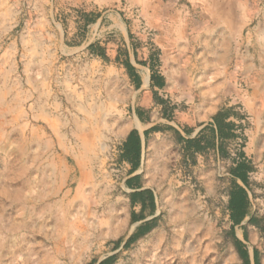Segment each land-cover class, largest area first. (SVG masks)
<instances>
[{
	"label": "rangeland",
	"instance_id": "374dc122",
	"mask_svg": "<svg viewBox=\"0 0 264 264\" xmlns=\"http://www.w3.org/2000/svg\"><path fill=\"white\" fill-rule=\"evenodd\" d=\"M177 2L190 30L174 38L189 50L172 49L167 30H135L125 2L0 0V264H245L241 249L264 264V0ZM204 41L219 44L211 65ZM229 109L237 137L223 152L186 151ZM136 120L155 193L131 188L140 166L122 158ZM240 152L249 216L233 230ZM144 191L155 210L147 202L134 220L131 195Z\"/></svg>",
	"mask_w": 264,
	"mask_h": 264
},
{
	"label": "trees",
	"instance_id": "16d2710c",
	"mask_svg": "<svg viewBox=\"0 0 264 264\" xmlns=\"http://www.w3.org/2000/svg\"><path fill=\"white\" fill-rule=\"evenodd\" d=\"M152 83L155 84V77H151ZM162 81V78H159L158 83ZM156 83L155 85H157ZM159 85V84H158ZM233 109L225 110L219 112L214 118L213 123L205 126L198 134L197 138L191 140H185L186 146L185 149L188 152H198L202 153L205 150L214 148L216 143L218 144V149L223 152L225 141L236 138L237 136L233 134L235 124L228 122L227 120L231 116ZM141 116V115H140ZM188 132H190L188 130ZM148 132H145L147 137ZM140 153H141V141L137 131H133L126 143L124 144V153L122 155L123 160L131 162L134 167L138 168L140 166ZM240 161L235 164V167L232 168L231 173L235 179L233 183V188L230 193V202L229 209L231 212V221L233 223V230L240 226L245 219L249 216V196L247 190L241 186L238 181H241L245 186L249 184V173L253 171L251 166L246 161L244 152L239 154ZM132 205L137 204L142 205V211L140 215L133 214L135 219H143V210L145 209L146 203L148 202L152 211L155 210V197L152 192L144 191L140 193H134L131 195ZM150 224H144L140 226L136 233L129 239L126 244V247H129L132 243L138 240L141 236L149 233L152 230ZM236 243L241 247V242L236 240ZM241 256L245 261V264H251L250 256L248 251L241 249ZM254 259L256 264H258L257 251H254ZM113 258H110L101 264H111Z\"/></svg>",
	"mask_w": 264,
	"mask_h": 264
},
{
	"label": "crops",
	"instance_id": "0c3cea01",
	"mask_svg": "<svg viewBox=\"0 0 264 264\" xmlns=\"http://www.w3.org/2000/svg\"><path fill=\"white\" fill-rule=\"evenodd\" d=\"M178 0H170L168 1V5L165 6V10L162 9V6L156 4L155 0H102V9L108 7L107 5H110L111 7L120 9L124 6H126V10L131 15V19L135 23V30L139 29V23L143 24L146 27V30H167L170 32L167 34V37L170 38L173 42L168 44L172 49L176 48H184L189 50L191 48V45H184L183 43L178 42L179 40H176L174 37H181L187 35V30H190L188 27V20L183 17V7L179 5ZM105 5V6H104ZM131 10H137L139 12L138 17L135 18L133 16V13ZM154 12L152 13V11ZM112 19L114 18V21L116 20L114 15H110ZM104 18V15H102V20ZM197 31L202 30L203 32H206L208 35L211 34L212 29L209 27L195 29ZM245 30H237L236 32L232 31V34H244ZM204 44L200 46V50L202 51L201 54V60L204 65H211L210 62L213 61V59L218 56L219 51V44L218 43H212L209 41H204ZM148 78V79H147ZM149 76L145 77L144 80V86L147 87L150 83ZM214 79V75L208 70L207 73H203L202 75V82H211ZM148 80V81H147ZM257 82V80L255 81ZM259 82V81H258ZM218 110V109H217ZM137 125L141 128L138 129L139 132V138L141 141V147H142V153H141V165L137 169V171L128 179H132L135 176H138L139 179H133L131 180L132 189L135 190H146L150 189L154 193V189L152 186L148 183V177L146 174H149L152 172V168L148 167L147 160L151 158V156H147L146 154V136L145 131L149 130V128L143 130L140 122L136 120ZM209 122H206L208 124ZM159 149L162 150L160 147ZM155 154V151L152 152ZM152 163V162H150ZM131 169V167H130ZM141 176V177H140Z\"/></svg>",
	"mask_w": 264,
	"mask_h": 264
}]
</instances>
